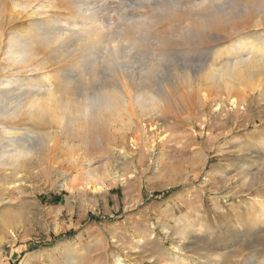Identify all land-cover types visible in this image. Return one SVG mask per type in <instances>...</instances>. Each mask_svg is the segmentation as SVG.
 Returning a JSON list of instances; mask_svg holds the SVG:
<instances>
[{"label":"rangeland","instance_id":"rangeland-1","mask_svg":"<svg viewBox=\"0 0 264 264\" xmlns=\"http://www.w3.org/2000/svg\"><path fill=\"white\" fill-rule=\"evenodd\" d=\"M263 49L264 0H0V260L264 264Z\"/></svg>","mask_w":264,"mask_h":264},{"label":"bare ground","instance_id":"bare-ground-1","mask_svg":"<svg viewBox=\"0 0 264 264\" xmlns=\"http://www.w3.org/2000/svg\"><path fill=\"white\" fill-rule=\"evenodd\" d=\"M40 23H42V22H40ZM41 36L43 38L44 37V34H42ZM42 40H44V39H42ZM15 41L13 40V38L10 35V38L8 39L7 44H6L7 47H8V50L6 51L5 54H7L8 56H9V54H11V57L9 56L6 59H8V62H12L13 65L24 64V63L26 64L28 61H30V59H31L30 55L31 54H28L27 53V50H25V49L24 50L22 48L15 49L16 47L13 48V46H16L15 45L16 44ZM12 42L15 43V44L13 45ZM242 48H243V46H242ZM236 49H237V52H239L240 49H241V45L239 44ZM263 51H264V49H263ZM15 54H17L15 56L17 58H15L13 56ZM33 56L34 55L32 54V57ZM27 72H31V70H27ZM19 79H20V77H18V78L10 77L8 80L3 81L0 84V118H2V119L3 118H8V117H15L19 113V105H16V106H14V107L11 108V107H9V103H7V101H6V100L9 99V95L12 93V91H14L12 84H15L16 81H18ZM11 87H12V89H11ZM136 98L140 99L141 97H140V95H137ZM115 100H117V97L113 96L112 94L103 93L102 96L92 99L90 101V104L87 105V109L86 110H83L84 111L83 113L84 114H86L87 112L90 113L93 108H95L94 110L97 111V114L98 113H101V114L102 113H109L112 110H114L113 105H114V101ZM115 109H116V107H115ZM7 129H9V128H7ZM2 130H3V133L6 132V128H3ZM25 135L28 136V133L25 134ZM18 140L19 139L16 138V137H12V138L11 137H9V138L7 137L6 138V141H8L10 143H11V141L13 143H16ZM1 153L2 154H6L7 151H1ZM14 155L21 156V157H25V156L27 157L29 155V152L26 151V150H17V149H14Z\"/></svg>","mask_w":264,"mask_h":264},{"label":"crops","instance_id":"crops-1","mask_svg":"<svg viewBox=\"0 0 264 264\" xmlns=\"http://www.w3.org/2000/svg\"><path fill=\"white\" fill-rule=\"evenodd\" d=\"M0 264H11V261L9 258L6 261L0 260Z\"/></svg>","mask_w":264,"mask_h":264}]
</instances>
